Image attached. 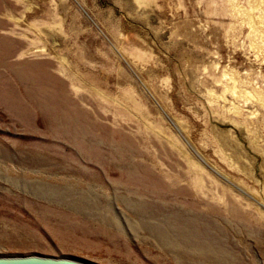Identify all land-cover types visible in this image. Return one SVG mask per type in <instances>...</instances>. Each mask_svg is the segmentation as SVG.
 <instances>
[{
	"label": "rangeland",
	"instance_id": "1",
	"mask_svg": "<svg viewBox=\"0 0 264 264\" xmlns=\"http://www.w3.org/2000/svg\"><path fill=\"white\" fill-rule=\"evenodd\" d=\"M264 264V0H0V256Z\"/></svg>",
	"mask_w": 264,
	"mask_h": 264
},
{
	"label": "water",
	"instance_id": "2",
	"mask_svg": "<svg viewBox=\"0 0 264 264\" xmlns=\"http://www.w3.org/2000/svg\"><path fill=\"white\" fill-rule=\"evenodd\" d=\"M0 264H90L77 258L46 255L0 256Z\"/></svg>",
	"mask_w": 264,
	"mask_h": 264
}]
</instances>
